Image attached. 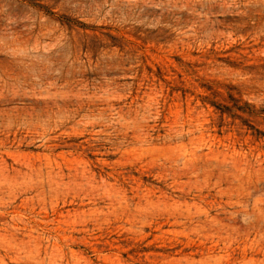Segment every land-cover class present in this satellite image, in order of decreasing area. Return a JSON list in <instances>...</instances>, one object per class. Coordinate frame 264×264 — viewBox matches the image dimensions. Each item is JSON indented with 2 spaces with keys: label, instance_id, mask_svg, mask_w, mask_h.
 Here are the masks:
<instances>
[{
  "label": "rangeland",
  "instance_id": "374dc122",
  "mask_svg": "<svg viewBox=\"0 0 264 264\" xmlns=\"http://www.w3.org/2000/svg\"><path fill=\"white\" fill-rule=\"evenodd\" d=\"M0 264H264V0H0Z\"/></svg>",
  "mask_w": 264,
  "mask_h": 264
}]
</instances>
